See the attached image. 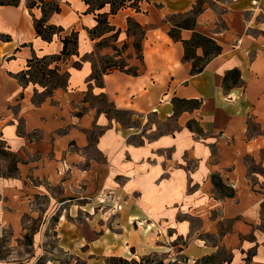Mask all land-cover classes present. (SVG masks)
Here are the masks:
<instances>
[{
  "label": "crops",
  "instance_id": "obj_1",
  "mask_svg": "<svg viewBox=\"0 0 264 264\" xmlns=\"http://www.w3.org/2000/svg\"><path fill=\"white\" fill-rule=\"evenodd\" d=\"M31 1L0 4V35L11 37L0 40V142L18 158V177H0V233L22 234L26 204L46 184L82 187L86 195L114 190L128 214L147 217L172 241L183 238L189 260L227 251L220 264H264V0H130L115 14L107 4L97 13H108L120 31L115 41L114 32L91 34L98 21L84 0H57L61 10L48 22L63 35L79 31V55L61 63L67 87L41 104L36 90L45 87L25 86L16 75L30 59L60 53L63 43L37 34L43 9ZM198 8L195 28H177L173 38L176 21ZM130 18L143 35L129 31ZM194 31L222 46L199 73L185 59ZM105 39L110 44L101 46ZM109 57L125 70L105 73L99 84L93 74ZM232 70L240 83L226 88ZM175 98L201 106L176 114ZM105 99L138 125L112 116ZM149 116L175 127L150 138Z\"/></svg>",
  "mask_w": 264,
  "mask_h": 264
},
{
  "label": "rangeland",
  "instance_id": "obj_2",
  "mask_svg": "<svg viewBox=\"0 0 264 264\" xmlns=\"http://www.w3.org/2000/svg\"><path fill=\"white\" fill-rule=\"evenodd\" d=\"M52 80H46L48 87ZM104 101L112 116L125 124L138 122ZM144 120V131L156 126L150 138L175 127L153 116ZM17 163V156L0 142V177H18ZM79 190L83 188L66 191L62 185L46 184L44 194L31 198L22 215V234L15 235L9 228L0 233V264H112V257L150 258L146 264H220V259L189 260L181 251L186 244L183 238L172 241L147 217L128 214L126 203L114 190L102 191L101 196ZM24 202L20 196L19 209ZM220 256L228 258L229 253L222 251Z\"/></svg>",
  "mask_w": 264,
  "mask_h": 264
},
{
  "label": "trees",
  "instance_id": "obj_3",
  "mask_svg": "<svg viewBox=\"0 0 264 264\" xmlns=\"http://www.w3.org/2000/svg\"><path fill=\"white\" fill-rule=\"evenodd\" d=\"M90 7V11H93L96 14L98 25L91 31L93 35H103L106 32H114L109 39L117 40L120 31L116 30L115 27L111 26L108 20L109 14L117 13L121 8L125 7L130 0H84ZM37 0H32L29 3V7H33L37 4ZM41 7L43 9V17L40 19H35V28L37 34L41 36L44 40L52 41L54 35H59L63 43V48L60 53L44 56V57H34L28 61L27 68L21 71L16 75L19 81L23 85H28L30 83L40 84L45 87L43 92L36 90L35 102L41 104L47 98L52 97L53 93L58 88H65L68 85V79L70 76L69 70H64L61 67V63L65 62L73 55H79V31L73 30L65 35L63 31L65 29L61 26L55 24H50L48 22V16L52 12H60L61 7L57 0H40ZM0 4H12L18 5L19 0H0ZM107 4L111 5L110 13H100L97 11L103 9ZM136 5V1L132 2ZM131 4V5H132ZM202 11L201 8L195 9L193 16L186 17L181 21H176L175 26L170 31V35L173 38H180L179 31L177 28H190L194 29L196 24V15ZM129 31H133L135 35H143L144 32L141 30V26L129 19ZM105 39L100 42L102 44H110V40ZM0 40H11L9 35H0ZM109 40V41H108ZM185 46V59H193V73H199L203 71L209 60L220 54L222 52V46L219 45L215 40L209 38L205 35H202L198 32L193 33V36L190 40L184 41ZM202 47L204 50L203 56L196 55V49ZM127 48V45H124L123 51ZM135 48L139 53V57L142 59V46L140 41L135 42ZM118 53L121 54V51L118 49ZM55 63V66L52 67V64ZM75 67H81L82 61H76L74 63ZM125 62L123 60H118L116 58H106L104 59L103 66L101 69L95 70L93 78H95L99 84L102 83V77L105 73L111 72L116 69L125 70ZM130 71H132L130 69ZM137 73V71H134ZM52 78L51 86L48 87L46 80ZM240 83V72L239 70L229 71L224 78V84L226 88H230L233 85ZM176 106V114H178L183 109H195L201 106L199 100H173ZM150 258H142L140 261L137 259H128L124 257H112L110 260L112 264H146V261H149ZM207 259L215 261L220 259L219 255L208 256ZM226 261V260H225ZM156 264H162L158 262Z\"/></svg>",
  "mask_w": 264,
  "mask_h": 264
}]
</instances>
